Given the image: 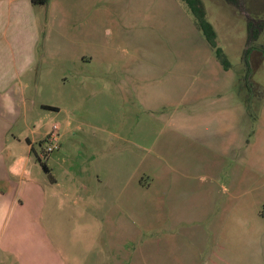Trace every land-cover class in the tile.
<instances>
[{
    "label": "rangeland",
    "instance_id": "374dc122",
    "mask_svg": "<svg viewBox=\"0 0 264 264\" xmlns=\"http://www.w3.org/2000/svg\"><path fill=\"white\" fill-rule=\"evenodd\" d=\"M108 1L101 17V39L105 43V56L112 62L104 65L105 71L118 70L123 61L131 57L138 74L137 84L156 88L155 81L148 82L149 76L141 73L150 68L148 74L153 77L154 61L168 58L169 72L179 73L177 88L183 101L179 110L185 113L197 104H227L228 109L230 105L234 109V123L226 132L220 127V133L210 137L204 133L196 144L182 139L179 146L184 149L173 159L175 145L171 129L159 118L152 117L161 113L144 109L135 97L134 102H125L115 88L116 74L89 81L88 89L78 97L79 107H75L72 114L71 137L88 144L97 137L101 139L96 147V152L98 147L99 152L101 150L98 160L103 158L105 163V179L111 163L115 164L114 197L119 209L101 208L98 216H115L117 220L89 221L85 226L87 230L79 234L81 239L69 240L68 264H183L175 260L174 254L188 253L198 243L208 251L216 235L224 238V226L231 234L234 250L243 256L239 263L261 262L264 220L257 221L254 214L264 216V194L257 179L248 172L260 163L256 156L249 158V150L242 142L253 136V122L258 120L264 107V96L261 95L262 99L258 94L253 96L250 112L241 114L236 107L240 103L235 94L240 93L241 100L246 97L240 81L245 73L243 53L248 47L246 22L249 19L264 22V0H242L243 10L225 0H202L206 18L216 32V43L230 62L232 74L222 70L195 28L188 9L177 0L178 9L169 4L162 6V9L167 8V13L170 11L163 19L156 13L159 6L155 2L151 7L136 0L133 8L136 17L131 24L120 18L122 10ZM133 12L130 9V15ZM181 12L185 15L181 16ZM255 43L257 48L249 56L253 70L251 81L258 86L256 91L264 92V28ZM231 75L235 77V94L229 90ZM214 82L227 87L221 92L217 88L214 93ZM209 83L211 91L206 89ZM168 113L171 115L172 111ZM241 134L245 135L238 138L239 144L234 139L233 149H236L233 151L231 147L224 160L218 152L231 139L230 135L233 139ZM163 138L165 143L161 145ZM165 146L169 151L161 157L160 149ZM88 149L91 151L90 147ZM211 169L215 171L216 184H212ZM128 203L131 207H124ZM230 219L234 223H225ZM4 242L0 240V264H24L22 253L16 255L12 250L3 249ZM17 250L22 252L20 248ZM206 259L201 257L200 264H209ZM45 261L46 256H42L39 264H47Z\"/></svg>",
    "mask_w": 264,
    "mask_h": 264
},
{
    "label": "crops",
    "instance_id": "0c3cea01",
    "mask_svg": "<svg viewBox=\"0 0 264 264\" xmlns=\"http://www.w3.org/2000/svg\"><path fill=\"white\" fill-rule=\"evenodd\" d=\"M137 1L109 0L108 3L122 10L120 18L131 24L135 21L133 8ZM105 2L48 0L43 6L32 0H0V240L5 241L3 249L12 250L16 255L22 253L24 264H39L42 256H46L47 264H68L69 240L81 239L79 234L87 230L85 226L89 221L117 220L115 216H98L101 208L119 209L114 197L115 164L111 163L105 179V163L103 158L98 160L99 147L96 152L101 139L97 137L88 144L71 137L72 114L75 107H79L78 97L88 89L89 81L116 74L115 88L125 102H134L135 97L144 109L161 113L152 117L159 118L171 129L175 145L173 159L184 149L179 146L182 139L196 144L204 133L210 137L220 133V127L226 132L234 123V109L231 105L228 109L227 104H197L189 112L179 110L183 107L182 94L177 88L179 73L169 72L168 58L154 61L153 77L148 74L150 68L141 73L149 76L143 78L148 82L155 81L156 88L137 84L138 74L131 57L126 58L118 70L105 71L104 65L112 62L105 56V43L101 39ZM139 2L151 7L155 2L161 19L170 13L162 6L169 4L174 9L179 6L175 0ZM231 71L226 72L232 74ZM231 78L229 90L234 92V75ZM212 87L215 93L217 88L221 92L227 86L214 82ZM206 89L211 91L210 83ZM235 96L240 103L237 109L241 114L247 112L240 93ZM253 123L252 138L242 143L249 150V158H256L260 163L248 172L257 179L264 194V107ZM53 124L59 126V148L42 157L44 140ZM243 135L233 139L230 135L231 139L218 152L224 160L228 158V150L233 149L234 139L238 143ZM164 143L165 138L161 145ZM167 151V146L161 147L159 154L166 156ZM196 153L198 156L199 152ZM211 170L212 184H216L215 171ZM124 207L130 208L131 204ZM254 216L257 221L264 220L258 213ZM225 223L234 222L230 219ZM223 236L216 235L208 251L198 243L188 253L174 254L175 260L200 264L201 257H207L209 264H242L239 262L243 256L234 250L231 234L225 226ZM25 241L28 243L24 246ZM19 248L22 252L17 250ZM263 258L261 262L256 260V264H263Z\"/></svg>",
    "mask_w": 264,
    "mask_h": 264
},
{
    "label": "trees",
    "instance_id": "16d2710c",
    "mask_svg": "<svg viewBox=\"0 0 264 264\" xmlns=\"http://www.w3.org/2000/svg\"><path fill=\"white\" fill-rule=\"evenodd\" d=\"M34 4H40L43 6L47 5L48 0H32ZM178 2L182 3L189 11L192 22L195 28L202 34L203 38L205 39L210 51L214 55L217 62L220 64L223 70L228 71L231 69V64L228 61L227 57L225 56L223 50L217 45L216 43V32L209 23L206 18V12L204 5L201 0H177ZM226 3L231 4L237 8H240V1L239 0H225ZM264 28V22L262 20H252L249 19L246 22V45L248 46L247 49L243 53L244 59V66H245V73L242 77H240V81L243 82L246 97L242 100V103L245 105L247 111L250 112L249 103L253 96L258 94L259 99L261 95L264 96L263 91H256L258 90V86L251 81L252 76V67L249 56L253 50H255L256 43L259 39L260 34L262 33V29ZM264 54V52L262 53Z\"/></svg>",
    "mask_w": 264,
    "mask_h": 264
},
{
    "label": "built area",
    "instance_id": "2783aa9c",
    "mask_svg": "<svg viewBox=\"0 0 264 264\" xmlns=\"http://www.w3.org/2000/svg\"><path fill=\"white\" fill-rule=\"evenodd\" d=\"M59 138V126L53 124L44 140L45 148L43 149L42 157L50 155L59 148Z\"/></svg>",
    "mask_w": 264,
    "mask_h": 264
},
{
    "label": "water",
    "instance_id": "95a60500",
    "mask_svg": "<svg viewBox=\"0 0 264 264\" xmlns=\"http://www.w3.org/2000/svg\"><path fill=\"white\" fill-rule=\"evenodd\" d=\"M202 1V0H201ZM203 3V1H202ZM204 5V4H203ZM240 6H241V9H242V0H240ZM243 10V9H242Z\"/></svg>",
    "mask_w": 264,
    "mask_h": 264
},
{
    "label": "flooded vegetation",
    "instance_id": "af4514ba",
    "mask_svg": "<svg viewBox=\"0 0 264 264\" xmlns=\"http://www.w3.org/2000/svg\"><path fill=\"white\" fill-rule=\"evenodd\" d=\"M240 1V0H239Z\"/></svg>",
    "mask_w": 264,
    "mask_h": 264
}]
</instances>
